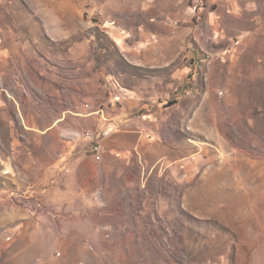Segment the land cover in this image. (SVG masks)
<instances>
[{"label":"rangeland","instance_id":"374dc122","mask_svg":"<svg viewBox=\"0 0 264 264\" xmlns=\"http://www.w3.org/2000/svg\"><path fill=\"white\" fill-rule=\"evenodd\" d=\"M0 5L42 47L68 32L64 78L82 85L88 114L108 121L113 91L156 96L134 111L132 151L103 164L89 131L100 165L70 185L42 162L52 140L24 128L46 94L14 74L21 103L0 113V264H264V0Z\"/></svg>","mask_w":264,"mask_h":264},{"label":"crops","instance_id":"0c3cea01","mask_svg":"<svg viewBox=\"0 0 264 264\" xmlns=\"http://www.w3.org/2000/svg\"><path fill=\"white\" fill-rule=\"evenodd\" d=\"M3 7L0 5V9ZM7 8L12 9L15 6L10 5ZM1 12L2 10L0 77H4L6 94L0 93V113L7 105L18 106L21 103L17 86L13 83L15 73L30 77L46 94L41 103L30 105L32 110L24 128L34 131L37 139L52 140L50 150L47 148V155L42 159L47 170L68 173L66 181L70 185L75 179L78 182L79 174L95 175L100 164L94 161L91 153L92 139L82 136L86 130L102 134L100 146L103 164L110 162L119 150L132 151L133 144L125 143L124 139L143 134L142 126L138 123L140 118L133 116L134 111L139 107L149 106L156 96L147 97L136 88H128L119 93L113 91L111 98L105 103L108 106L104 108L107 109V113H104L108 116V121L100 115L88 114L84 109L85 95L82 85L77 84L75 89L70 90L64 78L69 71L68 32H50L47 46L42 47L35 35H22L17 27L20 21L5 19ZM38 52L44 53L43 59L49 64L40 62V66L32 67L33 62L42 59L38 58ZM76 71L79 73L80 70Z\"/></svg>","mask_w":264,"mask_h":264},{"label":"built area","instance_id":"2783aa9c","mask_svg":"<svg viewBox=\"0 0 264 264\" xmlns=\"http://www.w3.org/2000/svg\"><path fill=\"white\" fill-rule=\"evenodd\" d=\"M6 88L4 86V82L3 79L0 77V93L5 92ZM98 113V112H95ZM83 137H87V138H91L93 140H95L94 138H96L92 133H90L89 131H86L84 133H82ZM94 152H95V160L100 161L101 160V155H100V150L99 147L94 146Z\"/></svg>","mask_w":264,"mask_h":264}]
</instances>
